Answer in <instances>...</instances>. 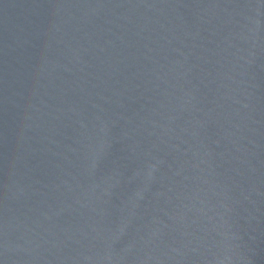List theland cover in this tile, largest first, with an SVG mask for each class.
<instances>
[{"label":"water","instance_id":"1","mask_svg":"<svg viewBox=\"0 0 264 264\" xmlns=\"http://www.w3.org/2000/svg\"><path fill=\"white\" fill-rule=\"evenodd\" d=\"M0 264H264V0H0Z\"/></svg>","mask_w":264,"mask_h":264}]
</instances>
